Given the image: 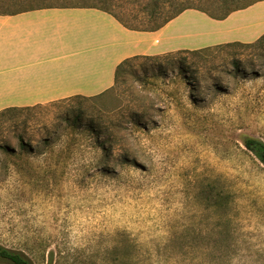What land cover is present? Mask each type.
I'll return each mask as SVG.
<instances>
[{
  "label": "rangeland",
  "instance_id": "1",
  "mask_svg": "<svg viewBox=\"0 0 264 264\" xmlns=\"http://www.w3.org/2000/svg\"><path fill=\"white\" fill-rule=\"evenodd\" d=\"M150 1L112 6L145 27L155 4L211 0ZM77 4L0 0V13ZM245 136L264 142V46L137 58L99 97L10 113L0 244L34 264H264V165Z\"/></svg>",
  "mask_w": 264,
  "mask_h": 264
},
{
  "label": "crops",
  "instance_id": "2",
  "mask_svg": "<svg viewBox=\"0 0 264 264\" xmlns=\"http://www.w3.org/2000/svg\"><path fill=\"white\" fill-rule=\"evenodd\" d=\"M263 33L264 0L223 19L185 9L153 31L129 29L94 7L0 14V110L98 95L114 85L116 66L129 57L249 43Z\"/></svg>",
  "mask_w": 264,
  "mask_h": 264
},
{
  "label": "trees",
  "instance_id": "3",
  "mask_svg": "<svg viewBox=\"0 0 264 264\" xmlns=\"http://www.w3.org/2000/svg\"><path fill=\"white\" fill-rule=\"evenodd\" d=\"M30 1L41 2L44 0H30ZM77 1L82 2L84 4L60 5V6H51V5L31 6L28 8L17 9V10L11 11V12H5V13H0V14H13V13H17V12H21V11H25V10H31V9H35V8H41V7H94V8H98V9H101V10L109 13L116 20H118L123 26H125L129 29L142 30V31H153V30H157V29L161 28L169 20L176 17L178 14H180L185 9H196V10H199L201 12H204L205 14H207L211 18L223 19L228 14H230L231 12L238 10V9L245 8V7L255 3L257 1H261V0H250L247 3H243V4L242 3L240 4V0H211L210 3H208L205 6V8H196V7H192L188 3H184L178 7H175V9H173V11L171 13H169L168 15H163L164 13L162 12V7H160L158 4H155L146 13L145 18H147V19L144 20V22H146L145 25L146 24H149V25H147L145 27H140L137 25L130 24L128 20L131 21L132 19L136 18L134 16L132 19L129 16H127V22H126L122 17L117 15L115 13V11H113L112 0H77ZM158 1L159 0H151L147 4L146 9L150 6V4L152 2L157 3ZM166 2L174 3V1H172V0H166ZM86 3H89V4H86ZM159 18H161V20L159 22H157L155 24H151V23L157 21V19H159ZM234 44L245 45V46L247 45V46L253 47V48L263 47L264 46V33L261 34L256 40H254L253 42H249V43H241V42L235 41V42H228V43L206 46V47H202V48H198V49H191V50L190 49H179L176 51H171V52H167V53L160 54V55H138V56L129 57V58H126L123 61H121L116 66L114 83L117 82L118 76L121 74L124 67L127 64H129L132 60L137 59V58H146L149 60L159 59L161 57L173 58L174 56H176L178 54H182V53L196 56V55L202 54L206 51H209L210 49H215V48L220 49V48L230 46V45H234ZM179 68L181 71H186L184 69L185 67L182 64L179 66ZM106 91H104L98 95H95V96L86 97V96H81V95H75V96L64 98V99H61L58 101L67 102V103L74 102L75 104H79L82 101H87V100L93 99L95 97H99L103 93H105ZM58 101H55V102H58ZM32 107H34V106H32ZM32 107H8V108H4V109L0 110V118H5L7 115H9L10 113H13L15 111H19L21 109H29ZM76 120H77V118L75 117L72 121L76 122ZM89 130H91L92 134H96L94 132L95 131L94 127L89 128ZM17 140H18L19 147L22 150H26V147L29 146V143L24 142L22 136H19L17 138ZM242 143H243L244 147L248 151H250L259 160L260 163H262L264 165V142L258 138H255V137L245 136L242 139ZM0 149L4 153H7V152L12 153V150L9 149L7 144L0 143ZM0 264H34V263L23 252L18 251V250H14L11 248H7V247L0 244Z\"/></svg>",
  "mask_w": 264,
  "mask_h": 264
}]
</instances>
